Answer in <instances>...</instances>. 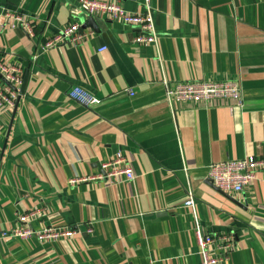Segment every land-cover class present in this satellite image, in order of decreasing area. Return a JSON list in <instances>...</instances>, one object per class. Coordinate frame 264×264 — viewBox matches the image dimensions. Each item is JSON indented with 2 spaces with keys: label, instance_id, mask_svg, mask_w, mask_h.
Here are the masks:
<instances>
[{
  "label": "crops",
  "instance_id": "obj_1",
  "mask_svg": "<svg viewBox=\"0 0 264 264\" xmlns=\"http://www.w3.org/2000/svg\"><path fill=\"white\" fill-rule=\"evenodd\" d=\"M120 2L144 10L142 0ZM152 6L159 36L139 46L137 27L89 15L80 0H0V10L33 19L41 39L74 21L86 34L34 59L37 39L22 26L0 28V52L23 64L25 81L15 107L0 108V264H196L197 226L203 236L232 234L228 250L211 247L217 264H264V168L238 192L208 176L212 162L264 156V0ZM163 79L236 80L242 102H170ZM75 86L100 102L72 99ZM119 150L132 181L70 182L98 174ZM42 206L35 227L82 232L44 243L5 235Z\"/></svg>",
  "mask_w": 264,
  "mask_h": 264
},
{
  "label": "built area",
  "instance_id": "obj_2",
  "mask_svg": "<svg viewBox=\"0 0 264 264\" xmlns=\"http://www.w3.org/2000/svg\"><path fill=\"white\" fill-rule=\"evenodd\" d=\"M144 10L132 11L122 6L120 0H80V5L89 15L104 17L111 21H120L126 25H132L139 29L135 35V42L139 46L155 43L159 36L154 14L153 0H142ZM22 26L27 33L37 39L38 49L33 57L37 59L39 54L47 49L71 43H82L86 34L82 30L81 23L71 22L46 39H41L37 33L33 19L12 10H0V28ZM104 45L99 49H106ZM165 89V95L170 102L177 100L210 102L223 98L241 101L240 83L236 80H206L195 79L190 81H177L172 83L167 79L160 81ZM24 66L18 61H11L9 57L0 52V108L7 110L17 104L19 97L24 92ZM131 94H134L130 89ZM69 96L76 101L90 106L100 102V98L82 86L72 87ZM264 168V156L254 154L244 158L227 159L212 162L209 165V179L220 190L225 192H238L243 190L257 177L258 170ZM136 173L125 154L119 150L107 161L101 163V172L95 175L75 176L70 182L88 181L95 178H108L114 181H132ZM187 206L194 205L191 194L184 201ZM45 214V208L36 207L19 215L15 224L5 235L13 238L30 239L36 237L41 242H55L82 232L79 225L42 224L35 227L33 220ZM201 245V260L196 264H217L219 257L212 252V246L225 248L233 245L232 234H218L217 236H203L199 226L196 227ZM88 233H92L93 227L88 226Z\"/></svg>",
  "mask_w": 264,
  "mask_h": 264
},
{
  "label": "water",
  "instance_id": "obj_3",
  "mask_svg": "<svg viewBox=\"0 0 264 264\" xmlns=\"http://www.w3.org/2000/svg\"><path fill=\"white\" fill-rule=\"evenodd\" d=\"M92 20H93V21H95V19H94V18H92ZM89 24H93V23H92V22H89Z\"/></svg>",
  "mask_w": 264,
  "mask_h": 264
}]
</instances>
